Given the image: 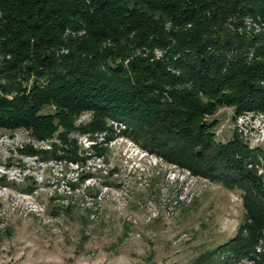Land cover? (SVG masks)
Masks as SVG:
<instances>
[{
	"label": "trees",
	"instance_id": "obj_1",
	"mask_svg": "<svg viewBox=\"0 0 264 264\" xmlns=\"http://www.w3.org/2000/svg\"><path fill=\"white\" fill-rule=\"evenodd\" d=\"M246 16L264 25V0H0V128L49 146L29 156L78 165L75 136L108 142V122L121 124L146 152L241 194L239 231L217 250L225 264L252 257L264 174L236 136L216 142L207 118L264 111V30Z\"/></svg>",
	"mask_w": 264,
	"mask_h": 264
},
{
	"label": "rangeland",
	"instance_id": "obj_2",
	"mask_svg": "<svg viewBox=\"0 0 264 264\" xmlns=\"http://www.w3.org/2000/svg\"><path fill=\"white\" fill-rule=\"evenodd\" d=\"M243 22L264 30L248 16ZM259 112L225 107L207 118L217 120L216 142L236 136L255 153L247 167L261 176ZM89 119L83 112L76 124ZM108 125V142L74 135L84 157L78 165L29 156L25 146H49L24 129L0 128V264H194L203 255L225 264L228 253L217 248L239 231L241 194L146 152L119 133L121 124ZM263 257L260 241L252 257L234 264H264Z\"/></svg>",
	"mask_w": 264,
	"mask_h": 264
},
{
	"label": "built area",
	"instance_id": "obj_3",
	"mask_svg": "<svg viewBox=\"0 0 264 264\" xmlns=\"http://www.w3.org/2000/svg\"><path fill=\"white\" fill-rule=\"evenodd\" d=\"M258 112V111H249V113ZM257 118H256V130L257 132L254 134V141L256 143H262L264 142V113L261 111L259 112ZM259 160L262 161V159L259 157ZM258 164V163H255ZM253 165V164H251Z\"/></svg>",
	"mask_w": 264,
	"mask_h": 264
}]
</instances>
